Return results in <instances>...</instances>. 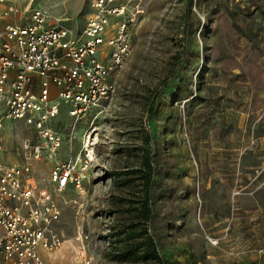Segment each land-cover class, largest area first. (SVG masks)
<instances>
[{
  "label": "rangeland",
  "instance_id": "rangeland-1",
  "mask_svg": "<svg viewBox=\"0 0 264 264\" xmlns=\"http://www.w3.org/2000/svg\"><path fill=\"white\" fill-rule=\"evenodd\" d=\"M93 1L17 0L49 26L75 32ZM129 1L133 54L116 76V94L80 121L63 107L54 126L63 145L53 157L25 152L24 139L39 141L34 130L2 121L0 109V161L30 164L37 188L52 189L57 164L87 151L93 158L84 193L57 194L64 243L43 253L45 264H81L83 250L92 264H156L107 256L121 249L112 235L133 217L126 202L142 197L139 182L125 184L124 174L141 167L149 134L152 231L165 258L264 264V0H192L189 11L188 0Z\"/></svg>",
  "mask_w": 264,
  "mask_h": 264
},
{
  "label": "built area",
  "instance_id": "built-area-1",
  "mask_svg": "<svg viewBox=\"0 0 264 264\" xmlns=\"http://www.w3.org/2000/svg\"><path fill=\"white\" fill-rule=\"evenodd\" d=\"M129 7V0H94L85 26L75 32L49 26L40 10L22 9L17 0H0L2 121L34 130L39 141L22 143L34 159L61 149L63 139L54 126L63 107L80 121L116 94V76L133 54L135 19ZM3 143L0 133V151ZM92 161L87 151L57 164L50 173L52 189L37 188L30 164L0 161V264H45L43 253L62 247L57 194L70 187L84 193ZM79 258L92 264L85 250Z\"/></svg>",
  "mask_w": 264,
  "mask_h": 264
},
{
  "label": "trees",
  "instance_id": "trees-1",
  "mask_svg": "<svg viewBox=\"0 0 264 264\" xmlns=\"http://www.w3.org/2000/svg\"><path fill=\"white\" fill-rule=\"evenodd\" d=\"M192 0H188V9ZM188 15V13H187ZM153 112V111H152ZM149 145L148 151L145 153L139 169L128 170L124 175L129 177L125 184L132 185L133 181L139 182L142 197L140 199L130 198L126 203L133 217L127 228L118 230L112 235L115 246L120 250H114L107 254L112 260L117 262H155L156 264H175L165 258L162 253L159 242L157 241L153 231V218L155 208L152 198L154 181L156 178V166L153 160L154 145L153 137L149 134L146 138ZM121 207L125 201L119 200Z\"/></svg>",
  "mask_w": 264,
  "mask_h": 264
},
{
  "label": "crops",
  "instance_id": "crops-1",
  "mask_svg": "<svg viewBox=\"0 0 264 264\" xmlns=\"http://www.w3.org/2000/svg\"><path fill=\"white\" fill-rule=\"evenodd\" d=\"M17 3H18V2H17ZM19 7H20V6H19ZM240 161H241V160H240ZM239 163H240V162H239ZM239 165H240V164H239ZM216 175H217V174H216ZM228 176H229V175H228ZM228 176H227V177H228ZM216 177L219 178V177H220V174L217 175ZM229 177H230V176H229Z\"/></svg>",
  "mask_w": 264,
  "mask_h": 264
},
{
  "label": "bare ground",
  "instance_id": "bare-ground-1",
  "mask_svg": "<svg viewBox=\"0 0 264 264\" xmlns=\"http://www.w3.org/2000/svg\"><path fill=\"white\" fill-rule=\"evenodd\" d=\"M94 135V134H93ZM91 137H92V135L89 137L90 139H91ZM95 139H96V137H95ZM97 142V141H96ZM96 142H95V144H96ZM89 146H90V141H89Z\"/></svg>",
  "mask_w": 264,
  "mask_h": 264
}]
</instances>
